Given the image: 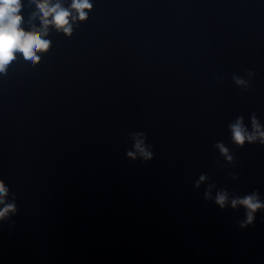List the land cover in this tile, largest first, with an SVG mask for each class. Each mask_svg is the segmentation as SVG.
Masks as SVG:
<instances>
[{
    "label": "clouds",
    "instance_id": "clouds-1",
    "mask_svg": "<svg viewBox=\"0 0 264 264\" xmlns=\"http://www.w3.org/2000/svg\"><path fill=\"white\" fill-rule=\"evenodd\" d=\"M34 3L37 11L31 16L34 18L39 15L41 26L37 28L33 25L26 30L22 27L24 17L22 9L24 3L22 0H0V74L6 75L8 67L17 59V53L22 54L25 61L33 64L40 62L38 53H47L51 47V41L46 39L49 26H53L57 32H62L66 37L73 34V24L77 21L85 22L89 18V13L93 10V3L90 0H71L68 7H63L60 2L53 3V0H28ZM249 80L254 75L252 71L247 73ZM233 81L244 90L249 88V80L233 75ZM249 128L244 117H237L228 127L231 132V140L238 147H244L245 144L259 143L264 145V125L260 123L253 113L250 117ZM133 148L127 151V157L135 161L140 159L144 162L151 161L154 153L151 146L146 143L147 136L140 132L133 134ZM221 155L229 162H233V155L223 142H217L214 145ZM235 180L236 176H232ZM207 176L201 175L196 182L195 187L199 188ZM212 185L204 193L205 200H212L220 209L230 207L233 210L243 208L245 218L239 221L240 228H246L254 223L256 213L264 211V200L261 199L257 191L244 196H230L226 190L217 191L213 198L211 192ZM10 188L3 179H0V222L10 219L17 214L16 196L11 194L9 201Z\"/></svg>",
    "mask_w": 264,
    "mask_h": 264
}]
</instances>
